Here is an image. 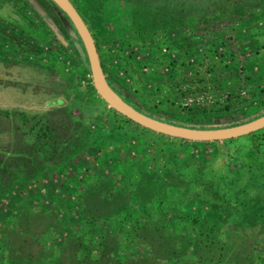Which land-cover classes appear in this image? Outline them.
I'll return each mask as SVG.
<instances>
[{
    "label": "rangeland",
    "instance_id": "obj_1",
    "mask_svg": "<svg viewBox=\"0 0 264 264\" xmlns=\"http://www.w3.org/2000/svg\"><path fill=\"white\" fill-rule=\"evenodd\" d=\"M69 2L107 87L127 106L193 129L264 114V0ZM52 132L56 143L39 148ZM179 139L141 127L99 97L79 36L53 0H0V146H38L0 171V264H93L104 234L117 245L111 264H196L204 228L188 214L211 219L194 197L209 188L213 157L263 147L264 127L226 140ZM84 214L102 216L88 225ZM215 223L216 238L231 228ZM241 226L263 245L250 251L251 241L230 234L222 245H241L252 264H264V223ZM164 234L174 240L169 259Z\"/></svg>",
    "mask_w": 264,
    "mask_h": 264
},
{
    "label": "trees",
    "instance_id": "obj_2",
    "mask_svg": "<svg viewBox=\"0 0 264 264\" xmlns=\"http://www.w3.org/2000/svg\"><path fill=\"white\" fill-rule=\"evenodd\" d=\"M51 104L58 107L62 105V102L56 101ZM68 118L71 119V116H68ZM43 136L45 137L44 134ZM46 136H49L47 138L45 137L46 142H38L39 148L44 147V145L52 146L56 143L57 138H55L53 132ZM47 142L51 144H47ZM14 147L13 143L5 147L0 146V171H3V173H8V168L13 167V160L17 163L15 160L16 157L19 156L20 160L25 162V160H29L33 156L30 151L38 148V146H31L30 141L29 144H24L21 149H15ZM217 159L219 164L215 167L211 166L213 167L211 169V179L205 183H208L209 188L206 191L204 189L200 191L202 196L198 195L194 197L197 203L204 202L208 204L209 209L207 210L212 214L211 219L208 220L203 216L207 211L203 212L202 215H193L194 212L188 214L189 218L190 216L194 218L198 226L204 228L199 230V238L194 245L196 250L194 253L196 254L195 258L199 262L196 264H205L204 262H210V264H252L254 257L251 258V253L246 252L243 246H233L231 243L229 246H225L222 243L232 235L238 241L237 243L244 240L248 241V243L251 241L250 251H256L258 246L263 245L262 240L260 241V238L251 229L243 228L241 225L243 223L247 225L259 222L264 223V145L263 147L261 145L258 149L256 148L248 152L228 151L224 153L217 150V154L213 157V160L215 161ZM2 183L0 181L1 186H3ZM160 183L163 185L173 184L169 180L166 183L165 179L161 180ZM135 194L136 192L132 191L130 198L141 200ZM221 212H226L225 221L221 216ZM101 216L99 214H84V220L89 225ZM221 221L226 224L230 223L231 228L228 229V233L221 231L220 236L216 238L213 231H215V228L219 224L215 222ZM207 222L212 227L205 226L208 224ZM156 230L157 228L153 229L154 232ZM162 238L167 240V244L164 243L169 252L164 258L169 259L175 250L174 240L168 234L162 235ZM150 247L152 246L150 245ZM98 248V257L92 259L93 264H111L112 259L110 254L112 252L115 255L117 250L115 238L110 234L102 235L98 241ZM239 249L240 251H237ZM149 255L154 258L162 257V255H155L151 251ZM73 256H76V252L73 253ZM18 258L19 256L13 258V260ZM75 259L79 261L82 258L79 259V257H76ZM127 260L130 259L127 258ZM127 260L122 263L117 262V264H128Z\"/></svg>",
    "mask_w": 264,
    "mask_h": 264
},
{
    "label": "water",
    "instance_id": "obj_3",
    "mask_svg": "<svg viewBox=\"0 0 264 264\" xmlns=\"http://www.w3.org/2000/svg\"><path fill=\"white\" fill-rule=\"evenodd\" d=\"M65 13L77 32L85 51L92 84L99 97L113 110L130 121L151 131L191 141H214L243 136L264 127V114L246 123L218 129H193L175 126L147 117L127 106L107 87L99 65L98 56L91 35L83 20L69 0H53Z\"/></svg>",
    "mask_w": 264,
    "mask_h": 264
}]
</instances>
